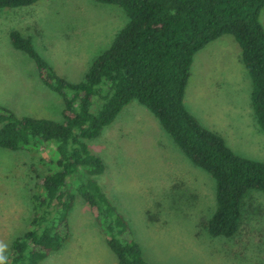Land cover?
Here are the masks:
<instances>
[{
  "label": "rangeland",
  "instance_id": "rangeland-1",
  "mask_svg": "<svg viewBox=\"0 0 264 264\" xmlns=\"http://www.w3.org/2000/svg\"><path fill=\"white\" fill-rule=\"evenodd\" d=\"M260 20L264 27V10ZM127 23L123 8L93 0H42L0 10V107L18 117L63 122L62 96L42 81L33 59L12 46L13 30L32 38L57 75L78 84ZM223 39L237 44L232 36ZM221 40L196 54L186 108L235 154L264 163L252 79L238 52ZM99 108L95 100L92 112ZM87 143L106 166L97 180L130 224L147 264H264V193L246 194L234 237H212L207 227L216 210L215 180L177 147L145 106L132 102ZM57 146L52 141L30 150L0 147V243L7 246V259L13 241L31 228L41 178L58 170ZM75 177L74 192L80 184ZM75 193L70 237L40 264H117L91 207Z\"/></svg>",
  "mask_w": 264,
  "mask_h": 264
},
{
  "label": "trees",
  "instance_id": "trees-1",
  "mask_svg": "<svg viewBox=\"0 0 264 264\" xmlns=\"http://www.w3.org/2000/svg\"><path fill=\"white\" fill-rule=\"evenodd\" d=\"M41 1L0 0V10ZM93 1L120 6L128 23L81 83L57 75L31 37L17 30L10 33L12 46L33 59L42 81L62 96L64 110L61 123L18 117L0 107L1 148L30 150L58 143V170L41 178L42 195L34 200L31 228L13 241L6 264H40L62 249L71 233L69 214L75 192L91 207L117 264H147L130 224L97 180L106 166L87 143L134 101L152 112L177 147L215 180L216 210L207 227L212 237H234L242 224L246 194L250 190L264 193V163L235 154L185 105L196 54L232 36L252 79L251 106L264 131V27L260 20L264 0ZM95 100L100 108L94 114ZM75 176L80 184L74 192L70 185Z\"/></svg>",
  "mask_w": 264,
  "mask_h": 264
},
{
  "label": "crops",
  "instance_id": "crops-1",
  "mask_svg": "<svg viewBox=\"0 0 264 264\" xmlns=\"http://www.w3.org/2000/svg\"><path fill=\"white\" fill-rule=\"evenodd\" d=\"M42 2V1H41ZM41 2H39V3H41ZM26 37H27V35H26ZM220 39H222L221 41H222V43H221V41H219V43L217 44L218 46H219V44L221 43V45H227V46H229L230 48H232V49H235L237 52H238V54L237 55H239L240 57V61H241V63H242V60H241V51H240V49H239V47H238V45L237 44H234V42H233V44L232 43H230V42H226V40H224L223 38H220ZM219 39V40H220ZM218 41V40H217ZM223 41H225V42H223ZM216 42V41H215ZM213 43V42H212ZM242 65L244 66V64L242 63ZM245 68V67H244ZM89 70V69H88ZM246 70V69H245ZM88 72V71H87ZM246 72H247V70H246Z\"/></svg>",
  "mask_w": 264,
  "mask_h": 264
},
{
  "label": "clouds",
  "instance_id": "clouds-1",
  "mask_svg": "<svg viewBox=\"0 0 264 264\" xmlns=\"http://www.w3.org/2000/svg\"><path fill=\"white\" fill-rule=\"evenodd\" d=\"M7 246L3 243H0V264H6L7 257L5 255Z\"/></svg>",
  "mask_w": 264,
  "mask_h": 264
}]
</instances>
